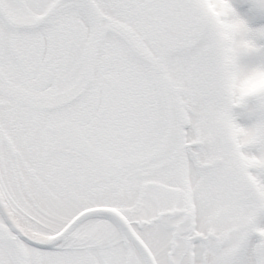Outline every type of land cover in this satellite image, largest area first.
I'll return each instance as SVG.
<instances>
[{
	"label": "snow or ice",
	"instance_id": "snow-or-ice-1",
	"mask_svg": "<svg viewBox=\"0 0 264 264\" xmlns=\"http://www.w3.org/2000/svg\"><path fill=\"white\" fill-rule=\"evenodd\" d=\"M0 264H264V0H0Z\"/></svg>",
	"mask_w": 264,
	"mask_h": 264
}]
</instances>
